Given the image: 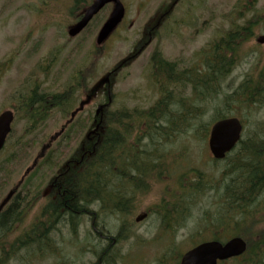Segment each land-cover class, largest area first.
<instances>
[{
    "label": "trees",
    "instance_id": "obj_1",
    "mask_svg": "<svg viewBox=\"0 0 264 264\" xmlns=\"http://www.w3.org/2000/svg\"><path fill=\"white\" fill-rule=\"evenodd\" d=\"M78 2H73L76 10L82 6ZM256 2L253 0L249 9ZM249 9L236 11L234 8L231 24L236 20L254 22V16L245 18L248 12L253 11ZM228 30L220 44H209L210 54L205 60L208 65L207 75L195 66H191L189 76L179 75V80L186 81L191 89L183 88L187 95L181 96L179 93L177 97L184 100L178 101L175 107L151 106L148 110L116 108L115 100L108 102L105 90L97 89V114L96 122L92 125L93 132L90 130V121H86L88 116L92 117V112L85 119H70V113L75 109L71 96L84 82L82 73H73L64 92L65 121H68L63 124L57 141L50 143L48 150L17 187L10 207L1 212V227H7L12 232L15 227L17 229L22 225L25 216L40 202L45 185L58 180L63 191V200L59 202L63 205V213L57 212L62 208L60 205L54 208V212L63 217L64 228L73 236L77 235L79 225H83V228L88 225L89 234L94 236L92 231L98 230L100 233L95 239L98 245L106 244V248L100 250L93 264H120L122 257L118 256L114 246L117 248L126 238L135 236L132 230L135 225L133 216L140 200L137 201L133 193L136 191L145 196L155 185H159L161 191L159 188L158 201L146 210L156 225V234L151 242L162 246L156 264H178L182 254L176 239L178 232L186 227L192 209L196 206L195 198L214 191L217 196L220 193L218 209L214 213L211 210L204 212L202 222L196 223L192 239L207 233L211 234L209 238L213 240L238 236L247 243L246 252L237 259L220 264H264V133L247 134L245 139L243 134L235 148L226 155L223 161L228 162V172L222 188L210 185V180L203 173H197L192 178L194 170L180 166L187 148L183 147V150L176 152L171 146L181 137L190 134L200 141L206 140L209 128L202 122V118L208 105L219 97L223 108L215 109L211 124L229 117L226 105L233 101L232 96H236L237 90L241 91L240 94H243L249 106L264 104V63H260L251 74H245L237 88H232L231 82L225 85V93L219 90L220 84L234 66V38L236 36L237 56L243 43L239 32L245 31L238 26L235 28V25ZM201 52L203 54L201 50L200 57ZM52 104L57 105V95L49 100V105ZM90 134L95 135L93 145L86 140ZM33 142L22 141L18 148H30ZM73 142L76 148L72 151ZM147 148L161 151L160 165L155 168L148 159H145V163L132 161L131 151ZM76 149H79V154L75 153ZM168 150L172 151L164 152ZM127 151L131 168L124 170L122 158ZM18 155L10 154L5 158L6 161L0 160V187L8 179L7 176L13 173L9 165L15 162ZM167 159L171 162H167ZM152 183L155 185L151 186ZM93 206L96 210L91 208ZM106 215L118 219L114 235L102 224L107 220L101 217ZM82 216L90 218L84 219ZM48 228H45L43 219H38L19 234L15 232L11 233V237L1 236L0 264H9L14 255L26 247L31 249L26 251L28 254L33 251L43 255L53 253L51 245L48 248L45 245L46 239L51 238V235L48 236ZM102 238L105 240L101 241Z\"/></svg>",
    "mask_w": 264,
    "mask_h": 264
},
{
    "label": "rangeland",
    "instance_id": "obj_2",
    "mask_svg": "<svg viewBox=\"0 0 264 264\" xmlns=\"http://www.w3.org/2000/svg\"><path fill=\"white\" fill-rule=\"evenodd\" d=\"M85 1L90 2L89 0ZM135 1L129 2L127 0L128 21L136 18L139 6ZM73 2L74 0H0V113L10 109L13 105H17L15 98L26 88L25 80L31 72L34 80L40 84L41 63H43L42 68L48 66L46 77L50 89L54 88L55 90L58 81L59 83L62 82L65 88L71 82L72 74L78 71L83 74L87 88H91L94 84L104 88L102 81L106 80L107 72L125 58L127 53L140 51L134 47L141 38L142 29L135 26L133 28L124 26L119 27L110 36L106 45L98 48L99 51L97 50L96 56L93 57L91 51L95 47L94 38L100 25L97 27L96 24H90L83 34L74 39H69L66 35L67 27L74 22L78 11V7L77 10L73 7ZM202 2L201 5L200 0L193 1L194 14L192 13V16L197 25L203 21L208 22L211 25L208 32H211L218 25L224 26V29L227 25H231L234 17L233 9L246 11L250 8L253 0H203ZM79 3L81 5L88 4L84 3L83 0H79ZM249 10L253 11L248 12L245 18L254 16V22H264V0H257L254 7ZM186 17L188 16L183 8L179 9L175 17L172 16L177 21H184ZM239 22L243 21L236 20V23ZM181 26L183 28L178 27L172 38H165L163 51L168 59L178 56L181 58L193 57L194 60L199 56L205 38L197 36L195 39H190L186 32L188 29L185 25ZM156 41L154 39L148 41L144 49L142 48L140 51L144 55L142 54L143 56L137 58V61H133L120 74L118 71L117 75L119 74V76L116 82L110 78L109 83L115 84L113 94L117 103L116 108L127 107L126 110H148L150 107L142 101L143 92L147 87H150L149 84H146V81H149V74L143 68L147 62V54L155 52ZM260 63H264V46L259 47L255 39L248 43H242L236 56V67L233 66L229 76L224 81L223 93L226 92V84L232 82L231 87L233 88L235 85L237 88L244 75L257 70ZM237 92L236 96H232L233 101L226 105L228 108L227 115L240 120L243 125L244 139L247 134L264 133V104L249 106L245 102L243 94H240L241 91L237 90ZM79 94L82 95L81 92ZM82 98L83 95L78 99ZM222 105L221 97L208 105V110L202 118V122L208 125L207 129L213 120L215 109L223 108ZM87 111L90 112L92 109ZM17 119L13 122L12 133L4 150L0 153L1 161H6L5 158L10 154H19L15 158V162L9 165L13 173L7 176L8 179L0 187V201L21 179L25 170L31 166L34 158L39 155L42 144L57 133L65 123V120L64 122L59 120L58 115H53L46 124L41 125L28 124L22 119V116ZM22 141L34 142L30 148L20 150L18 144ZM75 146L73 142L72 151L75 150ZM171 146L176 152L183 150V147L187 148V153L182 158L180 166L194 170L191 175L192 178L197 173H203L210 180L212 186L222 188L226 183L225 174L228 172V162L221 161L214 164L208 152L206 141H200L193 134H190L181 137ZM159 188L161 191V186L155 185L149 194L138 203V210L133 217L145 212L148 207L158 201ZM219 196L212 191L208 192L206 196L195 198L196 206L192 209L186 227L180 230L176 237L182 253L211 236L210 233H207L195 240L192 239L195 234L196 223L202 222L204 212L211 210L214 213L217 211L220 202ZM91 208L96 210L95 206ZM38 212L36 208L33 209L24 223L17 227L16 233L19 234L22 230L29 228L34 223L35 215ZM112 217L106 215L102 216L101 219L107 220L102 224L114 235L118 226V219ZM113 229L114 231H112ZM132 230L135 236L126 238L125 242L122 241L117 248L114 246L118 256L122 257L120 264H156V259L162 253V246L151 242V238L156 234V225L153 220L148 219L138 223V225L135 224ZM92 232L96 237L100 233L95 229ZM95 236L89 234L88 225L87 228H83V225L78 227L76 236L63 228L59 250H54L53 253H46L45 255L38 254L36 251L28 254L27 252L31 249L26 247L17 252L9 264H59L60 262L63 264H93L100 250L103 251L106 248L104 243L98 245ZM104 240L105 238L101 239V241Z\"/></svg>",
    "mask_w": 264,
    "mask_h": 264
},
{
    "label": "flooded vegetation",
    "instance_id": "obj_3",
    "mask_svg": "<svg viewBox=\"0 0 264 264\" xmlns=\"http://www.w3.org/2000/svg\"><path fill=\"white\" fill-rule=\"evenodd\" d=\"M93 0H91L92 2ZM125 8V14L124 18L122 19V22L119 24V27L126 28H133L139 27L142 29L141 31V38L139 39V42H137V45L134 47H137V50H141L144 46H146V43L150 41L151 39L157 40L156 41V49L155 52L148 53L147 54V62L144 64V70L149 74L148 80L146 81V84H149L150 87H147L146 90L143 92L142 101L148 105L151 106H169V107H175L176 103L180 100L177 97V95L180 93L181 96L184 94V96L187 95V93L183 90L184 89H191V86L186 82L183 81V79H180L179 75H187L191 73V66H195L198 68L199 71H202L204 75H207L208 72L207 67L208 65L205 63V60H207L209 57V44H220V42L223 41L225 38V32H229V28L232 25L238 26L239 28L245 30L240 33V36L242 37V42H250L255 39V42L258 37L264 35V22H239V23H233L231 25H227L224 29V26L218 25L216 26L211 32L209 31V25L208 22L203 21L202 23H198V25L194 22L192 13H193V1L196 0H136L135 3L137 6H139V9L136 13V18L128 21V2L127 0H120ZM131 2V0H128ZM203 0H200L201 5L203 4ZM90 2V3H91ZM185 12V14L188 16L184 21H177L172 18V16L175 17V14L179 11V9H182ZM84 8H80V10L75 15L74 24L76 21L80 20L82 17V11ZM112 9V4H108L104 6L97 15L93 17V19L90 21L89 24H96V26L100 25V27L103 25V23L106 21L110 11ZM194 14V13H193ZM57 24V23H56ZM88 24V25H89ZM212 24V23H211ZM181 25H185V27L188 29L186 32L188 33V37L190 39H195L197 36H202L205 38V41L202 43V47L200 48V51H203V54L201 52L199 56L193 60V57H172V59H168L165 55V52L163 51V45L165 38H172V36L176 33V30L178 27L183 28ZM97 26V27H98ZM99 27V28H100ZM257 30V32H256ZM236 34V33H235ZM76 38V37H75ZM74 39V38H73ZM107 42V41H106ZM235 43V56L233 58L234 66L236 67V36L234 38ZM259 47L264 46V44H257ZM204 50L206 52H204ZM36 51L33 53L35 55ZM142 52H130L127 53L125 58L121 59L118 64H116L114 67L111 68L109 71V74L112 73L115 69V77H112L114 74L110 75V78L116 82L117 77L119 74L124 70L127 69L133 61H137L136 59L139 58L142 55ZM91 55L93 57L96 56V47L91 51ZM43 61V60H41ZM43 67V63L40 64V84L34 80L32 77V72L30 73V76L25 80V87L22 93H19L18 96H16L17 105H13L10 109L4 110V111H11L13 114V122L19 117L25 120L26 123L31 125H41L46 124L53 115H58V118L60 121L64 122L65 120V113H64V84L62 82H57L56 89H50V86L47 85V68L48 66ZM148 67V69H147ZM38 69V66H37ZM121 70V71H120ZM119 71V74L117 75ZM179 76V78H178ZM90 79V78H89ZM92 80V79H90ZM179 80V81H178ZM244 80V79H242ZM224 81L220 84V89H224ZM86 81L82 84L81 90L76 89L74 94L71 96L73 99V105H79L82 99L88 97L89 104L87 106L83 107V111L78 113L74 119L77 117H84L86 118L87 115H89V112H87L88 109H92V117L88 116L86 121H90V126L94 125L96 122V96L92 97V92L95 91V84L91 88H87L85 86ZM115 85V84H114ZM113 84H110V92L105 89V96L107 101L113 102L115 100V96L113 94ZM145 88V86H143ZM234 87H236L234 85ZM79 92L82 93L83 98H80ZM57 95V105H49V100H53V96ZM78 101H77V100ZM190 101V100H189ZM141 102V101H140ZM77 103V104H76ZM112 104V103H111ZM185 105H189L187 103H184ZM112 106V105H111ZM48 109H50L48 111ZM2 111V112H4ZM1 112V113H2ZM0 113V114H1ZM21 116H18V115ZM71 117V113H70ZM69 118V116H68ZM17 119V120H18ZM73 119V120H74ZM68 121V120H66ZM65 121V122H66ZM94 130V127L90 128V130ZM92 130V132H93ZM58 134H54L53 136L49 137L47 139V142L50 140H53L54 138H57ZM95 135L90 134L86 140L89 141V143H94ZM57 141V140H56ZM55 141V142H56ZM54 142V143H55ZM53 143V144H54ZM47 148V145L44 144L41 146V151H44V149ZM83 148V147H82ZM84 149V148H83ZM172 150L164 151L165 153H169ZM129 151L126 152V155H123L122 158V167L124 170H129L131 166L129 165ZM209 152V150H208ZM76 154H79V149H76ZM132 153V161L137 163H145V159H148L150 162L153 163V168H155L157 165H160V158H161V151L152 150L150 148L147 149H136L131 151ZM167 162H171L169 159L166 160ZM155 183H152L151 186H154ZM61 185L58 180H55L53 182H48L43 190L41 191V199L40 202L35 204L34 209L38 210L39 212L37 215H35V220L43 219L45 228L49 229L48 236L51 235V238H47L45 241L46 248H48L49 245H51L52 250H59V243H60V237L62 234V229L64 228L63 224V217H59L56 215V212H54V208L56 206H61L59 202L63 200V191L61 190ZM13 190H17V187L14 186ZM12 191V189L9 191V193ZM133 196L137 199V201H141L144 199L143 193L140 195L136 191L133 193ZM5 198L1 199L0 201V207L1 204ZM13 198L7 201L3 207L0 209V215L1 212L7 210L10 205ZM139 201V202H140ZM62 208L59 209V214L63 213V205ZM32 212V211H31ZM91 217V214H89ZM145 215V218L140 221L144 222L145 220L151 219L149 217V212H142L140 216ZM29 216L27 214L25 216V219ZM84 219H88L90 217L88 216H82ZM133 221L136 223V218H133ZM140 224V223H139ZM135 226V225H134ZM15 227V225H14ZM0 228L1 225H0ZM80 228V227H79ZM0 238L3 235H8L11 237V233L14 234L17 232L16 227L10 232L7 227H3L0 229ZM21 233V232H20ZM11 242V241H9ZM48 250V249H47Z\"/></svg>",
    "mask_w": 264,
    "mask_h": 264
},
{
    "label": "water",
    "instance_id": "obj_4",
    "mask_svg": "<svg viewBox=\"0 0 264 264\" xmlns=\"http://www.w3.org/2000/svg\"><path fill=\"white\" fill-rule=\"evenodd\" d=\"M111 3V12L97 33L95 44L100 46L114 32L124 17V7L119 0H94L84 11L81 19L70 26L67 35L71 38L78 35L105 5ZM258 44H264V35L257 38ZM104 80L102 82H107ZM13 115L6 111L0 115V150L3 148L6 138L11 131ZM242 125L236 118H226L215 122L209 131L208 147L215 160H221L229 153L240 140ZM32 169V168H31ZM30 170V169H29ZM26 171V173L29 172ZM11 194L3 201L1 207L7 202ZM0 207V208H1ZM145 215L139 216L136 222H140ZM246 250V243L239 237L232 238L222 244L217 241L206 242L195 246L185 252L179 264H217L231 258L242 255Z\"/></svg>",
    "mask_w": 264,
    "mask_h": 264
}]
</instances>
